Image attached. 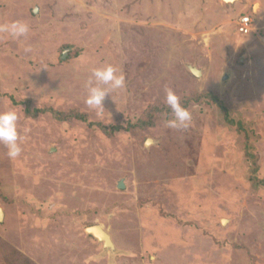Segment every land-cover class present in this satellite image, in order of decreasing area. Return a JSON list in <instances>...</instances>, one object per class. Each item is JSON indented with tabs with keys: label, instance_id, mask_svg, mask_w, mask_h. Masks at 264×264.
I'll return each mask as SVG.
<instances>
[{
	"label": "rangeland",
	"instance_id": "rangeland-1",
	"mask_svg": "<svg viewBox=\"0 0 264 264\" xmlns=\"http://www.w3.org/2000/svg\"><path fill=\"white\" fill-rule=\"evenodd\" d=\"M233 2L0 0V113L22 137L16 158L0 144V264H264V13ZM109 64L125 88L90 108Z\"/></svg>",
	"mask_w": 264,
	"mask_h": 264
},
{
	"label": "clouds",
	"instance_id": "clouds-1",
	"mask_svg": "<svg viewBox=\"0 0 264 264\" xmlns=\"http://www.w3.org/2000/svg\"><path fill=\"white\" fill-rule=\"evenodd\" d=\"M262 2L264 0H256L253 3L251 9L253 14L264 13V10L261 9ZM2 30L18 37L27 33L28 27L24 23L13 22L4 26ZM91 75L93 79H90L85 85L87 88L85 103L90 108L104 110L103 101L109 97V92L125 88V77L111 64L93 69ZM165 103L171 109L173 116V119L166 122L167 126L175 129L187 128L191 121V114L182 107L180 98L171 89L166 91ZM17 120L18 116L14 111L0 113V144L7 148V155L10 158L18 157L22 151L20 146L22 137L17 131Z\"/></svg>",
	"mask_w": 264,
	"mask_h": 264
},
{
	"label": "bare ground",
	"instance_id": "bare-ground-1",
	"mask_svg": "<svg viewBox=\"0 0 264 264\" xmlns=\"http://www.w3.org/2000/svg\"><path fill=\"white\" fill-rule=\"evenodd\" d=\"M224 3H232L233 1L235 0H222ZM234 3V2H233ZM193 68V67H192ZM196 69V68H194ZM197 70V69H196ZM198 71V70H197ZM196 73V72H195ZM197 74H200V71L197 72ZM201 75V74H200ZM149 144V142L147 143ZM2 218H3V212L2 210L0 209V221H2ZM225 223V222H224ZM223 223V224H224ZM97 228H93V229H90L88 230V232H92L93 234H95L99 239L101 240H104L103 242L106 244V245H110V242H109V236L106 232H104L101 227H99V231L96 230ZM113 246V245H112ZM103 247V246H102ZM107 247V246H106ZM115 253V252H114Z\"/></svg>",
	"mask_w": 264,
	"mask_h": 264
},
{
	"label": "water",
	"instance_id": "water-1",
	"mask_svg": "<svg viewBox=\"0 0 264 264\" xmlns=\"http://www.w3.org/2000/svg\"><path fill=\"white\" fill-rule=\"evenodd\" d=\"M189 69V71L192 73V75H194V76H196V77H199L200 76V74H197V70L196 69H194V68H188ZM196 72V73H195ZM151 143L150 141H147L146 142V144L147 143ZM148 145V144H147ZM122 182H119L118 183V188L119 189H122ZM93 228H97L96 230L97 231H99L98 229H99V226H93V227H90V228H88L87 230H86V232L87 233H89V234H91L93 237H95L98 241H100L101 243H103V246H104V249L105 248H107V249H110V251H112L113 250V246H112V243H111V240H110V237H109V242H110V245H106L103 241L104 240H101V239H99L95 234H93L92 232H88V230H90V229H93ZM107 246V247H106ZM114 252V251H113Z\"/></svg>",
	"mask_w": 264,
	"mask_h": 264
},
{
	"label": "built area",
	"instance_id": "built-area-1",
	"mask_svg": "<svg viewBox=\"0 0 264 264\" xmlns=\"http://www.w3.org/2000/svg\"><path fill=\"white\" fill-rule=\"evenodd\" d=\"M251 29V20L249 17H242L239 19V23H238V32L239 34L242 35H247L249 34Z\"/></svg>",
	"mask_w": 264,
	"mask_h": 264
},
{
	"label": "trees",
	"instance_id": "trees-1",
	"mask_svg": "<svg viewBox=\"0 0 264 264\" xmlns=\"http://www.w3.org/2000/svg\"><path fill=\"white\" fill-rule=\"evenodd\" d=\"M57 116L62 117V118H60L61 121L66 120L67 118H69L68 116H64L62 114H57ZM80 120H82V117H80Z\"/></svg>",
	"mask_w": 264,
	"mask_h": 264
}]
</instances>
